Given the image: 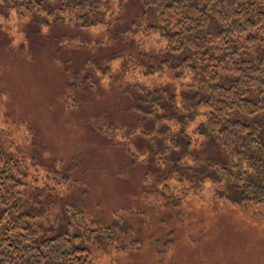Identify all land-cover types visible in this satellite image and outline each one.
<instances>
[{
	"label": "rangeland",
	"instance_id": "obj_1",
	"mask_svg": "<svg viewBox=\"0 0 264 264\" xmlns=\"http://www.w3.org/2000/svg\"><path fill=\"white\" fill-rule=\"evenodd\" d=\"M142 5L122 0L121 13L120 3L113 5L122 17L88 29L39 27L0 7V146L24 163L25 206L37 215L42 237L79 227L87 264H264V204L231 203L229 190L202 179L196 166V157L210 167L228 163L218 140L201 132L202 118L147 116L130 107L138 86L171 84L183 99L182 84L191 82L187 73H145L139 62L166 41L127 32ZM99 117L127 131L120 127L110 138L92 125ZM184 128L192 150L181 146L167 159L152 149L150 160L142 131L158 140L169 132L171 140ZM76 207L84 214L71 230ZM93 229L99 232L92 238Z\"/></svg>",
	"mask_w": 264,
	"mask_h": 264
},
{
	"label": "trees",
	"instance_id": "obj_2",
	"mask_svg": "<svg viewBox=\"0 0 264 264\" xmlns=\"http://www.w3.org/2000/svg\"><path fill=\"white\" fill-rule=\"evenodd\" d=\"M142 1L143 8L127 32L140 30L145 36L155 33L166 41L162 50L147 53L148 62H139L145 66V73L172 78L187 73L191 82L182 84L188 89L182 92L183 99L178 98L171 84L150 89L138 86L130 107L147 116L162 114L168 119L200 116L201 132L208 138L214 136L228 157L226 165L216 163L214 167L196 157L202 179L210 178L228 189L231 203L264 204V0ZM121 2L0 0V7L3 12L12 9L19 17L28 16L39 27L66 22L88 29L122 17L116 15L113 6L120 3L121 13ZM114 59L111 57L104 66L108 67ZM112 123L100 117L92 121L97 130L110 138L120 127V131L127 128ZM141 133L139 137L145 142L149 158L152 149L167 159L172 153L180 154L181 146L192 150L186 128L182 136L171 140L169 132L161 140ZM122 143L131 159L138 162L130 141ZM183 157L176 161L181 171ZM194 172L193 176L197 174ZM26 175L23 161L0 146V264H87L90 249L83 244L86 234L79 233V227L76 233L68 230L42 237L43 226L33 210L26 208L20 191L27 183ZM79 213L84 214V210L76 207L71 230L79 225ZM98 232L91 230L92 237Z\"/></svg>",
	"mask_w": 264,
	"mask_h": 264
},
{
	"label": "bare ground",
	"instance_id": "obj_3",
	"mask_svg": "<svg viewBox=\"0 0 264 264\" xmlns=\"http://www.w3.org/2000/svg\"><path fill=\"white\" fill-rule=\"evenodd\" d=\"M260 23V22H259ZM245 25V24H244ZM253 25V24H252ZM213 189H216V188H213ZM107 234V233H106ZM93 238V237H92ZM93 242V241H92ZM87 248V247H86Z\"/></svg>",
	"mask_w": 264,
	"mask_h": 264
}]
</instances>
